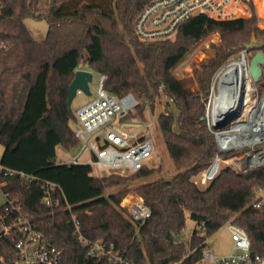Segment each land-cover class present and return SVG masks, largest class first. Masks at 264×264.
I'll list each match as a JSON object with an SVG mask.
<instances>
[{
	"label": "trees",
	"instance_id": "obj_1",
	"mask_svg": "<svg viewBox=\"0 0 264 264\" xmlns=\"http://www.w3.org/2000/svg\"><path fill=\"white\" fill-rule=\"evenodd\" d=\"M1 1L0 40L7 47L0 50V164L6 169L0 174L6 180L0 213L9 200L20 205L61 249L60 264H118L108 256L88 254L74 232L72 215L86 237L102 240L136 264H196L209 235L229 221L248 232L254 252L264 250V202L254 206L257 189L264 190V167L238 171L224 165L205 186L195 179L217 151L205 118L211 76L231 55L247 48L253 34L258 42L248 51L264 53V27L257 16L215 19L196 14L179 27L174 39L144 41L135 34L134 21L151 0H52L47 10L42 0ZM27 17L47 20L44 40L33 37ZM214 32L221 34V41L194 69V88L193 81L174 71ZM84 64L107 74L104 87L110 93L142 97L127 118L142 117L146 105L154 107L160 86L178 109L177 116L169 110L158 114L176 173L132 187L152 211L138 229L120 206L127 190L110 188L157 169L144 166L128 176L93 174L89 165L57 161L58 145L71 149L78 144L70 124L75 111L67 99L75 71ZM259 84L264 86V64ZM46 181L60 186L52 189L60 206L44 202ZM187 215L195 222L189 238L183 237ZM14 247L13 238H0V256L7 262L14 260Z\"/></svg>",
	"mask_w": 264,
	"mask_h": 264
},
{
	"label": "built area",
	"instance_id": "obj_2",
	"mask_svg": "<svg viewBox=\"0 0 264 264\" xmlns=\"http://www.w3.org/2000/svg\"><path fill=\"white\" fill-rule=\"evenodd\" d=\"M241 4L242 0H151L135 18V34L144 41L173 38L179 27L192 16L204 14L215 19H230L238 17ZM3 11L4 4L0 0V15ZM5 47L7 43L0 40V50ZM247 51L245 48L244 52ZM78 68L89 69V66L84 64ZM106 78L107 74L100 73L96 97L75 110L74 132L80 147L69 163L89 165L92 173L95 169L100 174L133 173L152 163L155 145L151 125L145 123L141 131L132 132L121 123L130 112L135 111L140 100L133 92L121 96L110 93L104 87ZM216 82L212 86L213 93L208 100L205 118L214 134L217 151L196 181L205 185L215 178L224 165L238 171L264 167V88L251 76L249 86L244 85L238 92L222 98ZM224 103L230 105L229 111L239 109L240 115L225 128H217L215 125L223 114L215 118L214 108L217 105L223 107ZM5 170L0 164V174L6 173ZM20 174L27 179L35 178L32 174ZM0 183L6 184V180L0 179ZM54 186L60 188L49 181L43 184V200L48 206L61 204L60 199L52 195ZM256 193L259 198L254 206H260L264 202V190L259 188ZM120 206L137 229L152 214L151 207L140 195L124 197ZM65 207L70 208L71 205L67 203ZM72 221L74 232L88 247L90 256L97 259L108 256L118 264H136L125 259L120 250L106 246L102 240L86 237L75 215H72ZM225 225L232 241L231 249L217 254L207 247L196 264H264V250H252L248 232L232 221ZM3 236L14 239L15 257L12 262H7L4 256H0V264H60L62 261L61 249L47 238L30 216L22 212L20 205L11 200L0 213V238Z\"/></svg>",
	"mask_w": 264,
	"mask_h": 264
},
{
	"label": "rangeland",
	"instance_id": "obj_3",
	"mask_svg": "<svg viewBox=\"0 0 264 264\" xmlns=\"http://www.w3.org/2000/svg\"><path fill=\"white\" fill-rule=\"evenodd\" d=\"M52 0H42V4L44 5V10H47L49 3ZM252 3V4H251ZM241 12L238 16L249 17L252 15L257 16L258 23L261 27H264V0H242L241 4ZM25 23L27 28L37 40H44L46 37V33L48 30V22L45 18H34V17H27L25 19ZM253 36H255L253 34ZM252 36V37H253ZM256 37V36H255ZM175 37H173L174 39ZM257 39V37H256ZM221 41V34L219 32L212 33L208 38L201 41L197 44V47L191 57L187 59L182 65L178 66L175 69V74L182 78L189 80L190 82L193 81V87H197V83L195 80L194 69L197 68L203 60L208 59L213 55L214 51V44H217ZM258 42V39L255 43ZM244 48L238 51L237 53L231 55L226 61L222 63L219 68H217L211 76L210 80V91L205 101V116L207 112V105L210 95L213 93L212 86L216 82L218 76L223 71L225 66L233 60H238L242 63V82L245 78L250 77L249 72V64L250 59L255 53L254 50L247 51L245 54ZM243 52V53H242ZM84 66V65H81ZM100 79V72L93 70V79L90 83V90L91 94H86L84 92H78L77 95L74 97L71 109L75 111L80 105L88 102L92 98L96 97V90L99 84ZM262 79V78H261ZM217 83V82H216ZM259 84V82H257ZM260 85V84H259ZM261 86V85H260ZM264 88V86H261ZM138 99L142 102V97L135 94ZM154 107L150 105H146L144 107L143 116L141 117L139 114H136L132 118L125 117L121 120V123L130 131H141L142 126L145 123H150V132L154 141L155 145V153L152 157V163L149 166L150 168H155V171L150 176L145 178H134L127 181L124 185L119 187H112L110 190L114 191L118 188H124L127 192L123 195L122 199L129 195H139L136 191L132 189V187L138 183L155 179L157 177H172L177 169L173 163L172 158L169 155L163 134L160 129L158 114L161 110H169L175 116L178 114V109L174 103V101L166 95L162 87H159L158 93L154 98ZM71 126L75 128L76 121L73 119L70 122ZM80 143L76 146L72 147L71 149H66L62 145L57 146V161L58 162H69L71 158L77 153L79 150ZM3 152V145L0 144V157ZM226 154H224L225 156ZM93 173H98L95 169ZM100 174V173H98ZM124 176H128L134 173H121ZM200 176V174H199ZM199 176L195 177L196 181H198ZM200 186H205V184L198 183ZM6 201L5 195L1 188L0 183V206L4 204ZM195 227V222L187 215L186 225L183 231V237L189 238L193 228ZM208 248L214 251L217 254L228 252L232 247V241L230 239L229 233L226 229V225L224 224L221 228L213 232L207 238ZM200 264V263H198Z\"/></svg>",
	"mask_w": 264,
	"mask_h": 264
},
{
	"label": "water",
	"instance_id": "obj_4",
	"mask_svg": "<svg viewBox=\"0 0 264 264\" xmlns=\"http://www.w3.org/2000/svg\"><path fill=\"white\" fill-rule=\"evenodd\" d=\"M257 41L256 37H252V42L248 44L247 49H252ZM264 53L262 50H257L250 59L249 70L255 82H260L263 75ZM93 79V71L85 68H77L74 78L69 86V94L67 103L71 106L74 97L78 91L86 94H91L90 83ZM240 115V110H230L224 114L218 123L217 128H225L226 125Z\"/></svg>",
	"mask_w": 264,
	"mask_h": 264
},
{
	"label": "bare ground",
	"instance_id": "obj_5",
	"mask_svg": "<svg viewBox=\"0 0 264 264\" xmlns=\"http://www.w3.org/2000/svg\"><path fill=\"white\" fill-rule=\"evenodd\" d=\"M244 52V51H243ZM242 52V53H243ZM246 54V52H244ZM242 63L238 60H233L230 63H228L223 71L220 73V75L217 78L218 87L221 90V97L225 98L231 93H236L239 91L241 87L244 85L249 86L250 80H251V74L250 77L245 78V80L242 82ZM250 72V70H249ZM230 105L228 103H224L223 107H220L217 105L214 108V117L217 118L219 115H224L229 111Z\"/></svg>",
	"mask_w": 264,
	"mask_h": 264
},
{
	"label": "crops",
	"instance_id": "obj_6",
	"mask_svg": "<svg viewBox=\"0 0 264 264\" xmlns=\"http://www.w3.org/2000/svg\"><path fill=\"white\" fill-rule=\"evenodd\" d=\"M90 69H92V68L89 67V70H90ZM80 106H81V105H80Z\"/></svg>",
	"mask_w": 264,
	"mask_h": 264
}]
</instances>
